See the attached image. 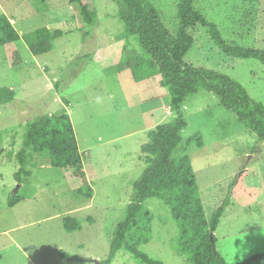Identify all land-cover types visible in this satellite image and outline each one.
<instances>
[{
	"label": "rangeland",
	"instance_id": "rangeland-1",
	"mask_svg": "<svg viewBox=\"0 0 264 264\" xmlns=\"http://www.w3.org/2000/svg\"><path fill=\"white\" fill-rule=\"evenodd\" d=\"M162 23L176 36L179 0H149ZM98 23L87 26L68 0H0V15L12 20L21 40L0 47V89H13V103L0 107V264H97L108 258L112 238L132 202L133 185L146 168L142 147L149 132L173 121L170 96L162 94L160 113L144 102L151 96L146 73L135 79L131 70H117L127 58L150 60L136 36H128L113 0H93ZM204 16L216 23L228 42L264 48V0L244 4L236 0H197ZM61 30L53 51L35 56L25 36L40 29ZM127 46V58L124 54ZM201 66L217 67L239 81L264 104V67L254 59L234 68L217 65L192 52ZM125 61V62H126ZM127 63V62H126ZM146 84V88H143ZM158 97V96H156ZM155 97V98H156ZM183 115L188 123L177 155L187 153L210 221L228 199L237 176L244 173L240 194L231 197L216 231V249L229 263H241L264 253V143L213 94L201 90L187 99ZM68 114L73 122L84 169L94 190L90 200L78 193L77 183L50 164V153L29 154L24 183L18 153L24 147L27 123L44 115ZM196 136L203 142L199 147ZM24 201L11 208L10 198ZM152 240L140 250L164 264H189L177 251L179 228L159 199H150ZM79 220L81 230L66 232L64 220ZM85 262L71 263L60 252ZM113 264H140L121 251Z\"/></svg>",
	"mask_w": 264,
	"mask_h": 264
},
{
	"label": "trees",
	"instance_id": "trees-1",
	"mask_svg": "<svg viewBox=\"0 0 264 264\" xmlns=\"http://www.w3.org/2000/svg\"><path fill=\"white\" fill-rule=\"evenodd\" d=\"M119 7V18L126 26L128 36H136L144 55L150 60L144 65L141 58H127L116 67L131 70L135 79L146 73L148 79L161 77L160 85L168 90L170 105L175 117L170 123L157 126L149 132V142L142 147L146 168L133 185L132 202L117 225L112 238L108 258L100 264H113L121 251L130 253L140 264H164L142 252L140 247L152 240V216L146 209L150 199L161 200L171 211L179 228L177 251L187 257L189 264H235L226 261L216 249V231L221 223L231 197L240 194L238 189L244 181V173L237 176L227 200L216 210L208 221L204 203L191 157L177 155L183 142V132L188 123L183 115V107L189 97L201 90L213 94L222 107L232 113L245 127L264 143V104L257 102L247 89L237 80L225 75L217 67L207 68L189 58L192 52L208 59L218 54L217 65L225 69L234 68L238 61L257 60L264 67V48L246 47L224 38L218 25L208 20L196 6L197 0H179L177 9L180 26L173 36L162 23L149 0H113ZM244 4H255L258 0H236ZM76 6L81 20L87 26L98 23V14L93 8V0H68ZM64 36L61 30L40 29L25 36L30 52L40 56L53 51L54 42ZM21 40L20 33L12 20L0 15V47L12 45ZM139 80V79H138ZM13 89H0V107L14 102ZM24 147L18 153L20 170L16 175L19 184L24 183L29 154L44 151L50 153V164L62 171L68 181L77 183V190L87 199L94 197V190L88 181L84 161L79 147L73 122L68 114L44 115L27 123ZM198 146L203 142L196 136ZM25 198L14 195L8 205L13 208ZM66 232L81 230L79 220L68 217L64 220ZM213 234V238H211ZM60 257L71 262L85 260L60 252ZM236 264H264V253Z\"/></svg>",
	"mask_w": 264,
	"mask_h": 264
},
{
	"label": "crops",
	"instance_id": "crops-1",
	"mask_svg": "<svg viewBox=\"0 0 264 264\" xmlns=\"http://www.w3.org/2000/svg\"><path fill=\"white\" fill-rule=\"evenodd\" d=\"M150 89V93L151 96H144V102H149L148 106L152 108V119L155 118L160 112L161 109V103L158 101V98H160L162 96V94H166L167 93L164 91V89L161 87L160 82L154 80V82L150 85H148ZM143 88H146V84L144 85ZM158 96V97H156ZM156 97V98H155Z\"/></svg>",
	"mask_w": 264,
	"mask_h": 264
},
{
	"label": "water",
	"instance_id": "water-1",
	"mask_svg": "<svg viewBox=\"0 0 264 264\" xmlns=\"http://www.w3.org/2000/svg\"><path fill=\"white\" fill-rule=\"evenodd\" d=\"M213 236H214V235H213V234H211V238H213ZM96 263H97V264H100V262H98V261H97Z\"/></svg>",
	"mask_w": 264,
	"mask_h": 264
}]
</instances>
